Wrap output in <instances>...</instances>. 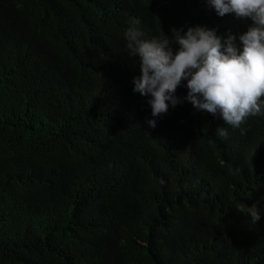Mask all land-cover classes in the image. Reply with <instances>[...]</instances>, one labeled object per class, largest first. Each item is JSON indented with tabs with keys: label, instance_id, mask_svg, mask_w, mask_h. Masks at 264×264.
Returning a JSON list of instances; mask_svg holds the SVG:
<instances>
[{
	"label": "trees",
	"instance_id": "16d2710c",
	"mask_svg": "<svg viewBox=\"0 0 264 264\" xmlns=\"http://www.w3.org/2000/svg\"><path fill=\"white\" fill-rule=\"evenodd\" d=\"M133 20L170 40L253 23L207 0H0V264H264V116L242 135L184 82L153 117Z\"/></svg>",
	"mask_w": 264,
	"mask_h": 264
},
{
	"label": "clouds",
	"instance_id": "9594fccd",
	"mask_svg": "<svg viewBox=\"0 0 264 264\" xmlns=\"http://www.w3.org/2000/svg\"><path fill=\"white\" fill-rule=\"evenodd\" d=\"M218 16L235 14L250 18L252 25L238 36L228 32L218 35L215 29L190 27L185 33L173 29L174 40L146 39L138 27L139 20L130 22L124 36L128 54L140 60L141 76L133 79V91L150 96L151 115L167 113L181 103L175 95L186 82L184 98L197 111L222 117L226 125L240 129L249 117L264 116V0H207ZM178 45L173 50L172 44ZM156 127V120H148ZM217 133L227 138L228 132ZM163 183V181H161ZM238 211L250 216L252 223L260 221L255 205L241 203Z\"/></svg>",
	"mask_w": 264,
	"mask_h": 264
}]
</instances>
